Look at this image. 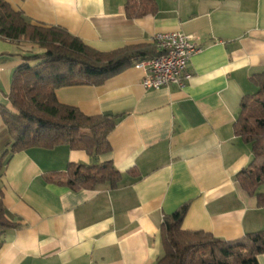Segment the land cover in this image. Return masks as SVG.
<instances>
[{
	"label": "crops",
	"instance_id": "1",
	"mask_svg": "<svg viewBox=\"0 0 264 264\" xmlns=\"http://www.w3.org/2000/svg\"><path fill=\"white\" fill-rule=\"evenodd\" d=\"M6 1L31 23L64 28L100 51L154 45L174 31L195 36L202 50L189 60L184 88L146 89L134 64L102 85L57 90L84 114L119 116L111 151L93 158L60 145L10 157L0 186L17 227L0 232V264H155L164 216L187 202L185 230L234 240L264 229V206L236 178L253 153L234 129L243 98L257 91L252 76L264 72V0H156L157 13L136 19L126 0ZM30 50L0 36V104L9 105L13 73ZM9 142L0 118V153ZM104 161L122 174L116 188L75 191L45 177Z\"/></svg>",
	"mask_w": 264,
	"mask_h": 264
},
{
	"label": "trees",
	"instance_id": "2",
	"mask_svg": "<svg viewBox=\"0 0 264 264\" xmlns=\"http://www.w3.org/2000/svg\"><path fill=\"white\" fill-rule=\"evenodd\" d=\"M128 18L155 14L156 0H126ZM0 36L16 44L37 48L23 55L24 62L14 71L9 105L0 104V118L9 131L11 142L0 153V177L12 155L33 147L53 149L68 145L84 150L93 158L111 151L109 135L118 115L84 114L79 108L58 100L57 90L70 86H99L147 56H159L155 45H129L104 52L86 44L61 27L31 23L24 14L0 0ZM257 91L246 95L234 129L251 146L252 162L236 178L244 190L256 195L264 206V72L252 76ZM47 181L75 191L96 189L108 184L116 188L121 172L112 161L69 163L62 172H50ZM190 203L166 214L161 225L164 254L155 264H259L264 253V229L249 232L234 240H225L206 231L183 229ZM17 227L9 220L0 186V232Z\"/></svg>",
	"mask_w": 264,
	"mask_h": 264
},
{
	"label": "built area",
	"instance_id": "3",
	"mask_svg": "<svg viewBox=\"0 0 264 264\" xmlns=\"http://www.w3.org/2000/svg\"><path fill=\"white\" fill-rule=\"evenodd\" d=\"M153 44L161 55L147 56L136 63L144 71L143 86L184 88L191 78L189 60L202 50L195 36L180 31L159 33Z\"/></svg>",
	"mask_w": 264,
	"mask_h": 264
}]
</instances>
